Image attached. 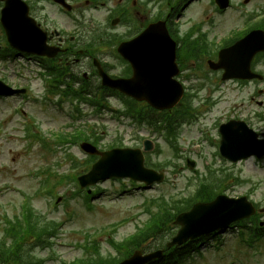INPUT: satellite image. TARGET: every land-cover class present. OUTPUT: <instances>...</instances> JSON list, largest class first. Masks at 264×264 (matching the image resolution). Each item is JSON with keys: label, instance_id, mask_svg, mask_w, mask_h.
<instances>
[{"label": "rangeland", "instance_id": "374dc122", "mask_svg": "<svg viewBox=\"0 0 264 264\" xmlns=\"http://www.w3.org/2000/svg\"><path fill=\"white\" fill-rule=\"evenodd\" d=\"M101 18L105 17L103 13L99 14ZM237 23L236 19L233 24ZM19 60H14L13 63H7L5 68L0 62V76L7 74L14 77L18 70H22L19 66ZM24 72L27 74L32 67L24 64ZM2 70H5L2 73ZM32 85L34 89L39 90V82L33 80ZM227 89V86L224 87ZM36 90L33 93H37ZM227 94L229 92L227 91ZM246 94H241L239 97H234L236 103H247ZM206 97V96H203ZM201 98L196 100V103H201ZM17 100H0V124L2 133H6L0 139V233L3 231V224L6 215L13 216L21 211L22 203L24 202L23 192L36 195L33 197V204L36 209H40L44 214L50 218H56L64 222L62 227V235L57 240L55 246L56 253L59 260L71 261L75 258L84 255L82 249L75 247L72 243L80 242L84 238L85 232L100 231L99 241L101 242L104 253H114L113 247L108 242L111 238V225L118 226L114 237L122 240L126 236L133 233L136 225H142L148 218V214L143 211V200L147 196H155L161 192L177 193L183 192L188 179L186 177H195L196 172H192L185 166V161L182 160L181 172L177 174L171 172L172 166H166L168 171V182L164 185H155L147 190L134 189L133 193L121 192L127 190L132 192L131 187L138 188L140 185L120 184L115 180L105 181L102 184L103 191L94 201L98 209L89 210L86 208L84 199L81 197H72V192L76 186L58 185L57 195H63L60 203L55 207L56 197L43 196L40 194V182L45 178L44 174L40 176L37 172L41 168L52 167V169L59 172L68 170L71 161L70 159L62 157L60 153H50L37 142H30L26 138H19L21 132H18V137L14 135V129L20 126L15 122L18 115L11 117V113L15 107ZM221 106H225L227 101L224 98ZM39 101H28L24 105V109L31 111L33 114L43 119V128H50L54 131L61 130L64 126V121H68V116L62 112H58L53 105H47ZM221 108H217L216 113L223 112ZM96 119L97 121L93 120ZM90 123H97V132L103 133L104 143L114 139L117 134L124 137L129 133L130 125L123 124L114 118L112 113L105 112L102 116H89L87 119ZM210 137L217 138L216 130L212 128L210 122L207 130ZM9 138H8V136ZM129 135V134H128ZM202 132L196 126L190 129H184L180 136V143L184 149L185 154H190L198 163V170L200 173L207 172V166L213 168H226L229 172H233L236 177L241 178L239 183L226 187L225 193L231 197H239L248 195L250 199L259 203L264 207V161L258 162L255 160H248L238 164H230L221 161L218 156H215L216 146L208 139L203 140ZM128 144V138H125ZM163 154L160 156L164 160L166 156H171L172 153L168 147L163 143ZM72 154L83 158L86 155L75 146L72 148ZM176 175V176H175ZM55 181V180H53ZM127 184V182H125ZM120 184V186H119ZM120 187V190H119ZM51 189V185L42 188V191ZM219 243L212 245L210 248L202 246L204 256L198 257L196 263L189 262L188 264H264V239L259 241L254 247H247L251 245L249 235L242 237L241 233L238 237V228L229 229L221 235ZM215 240V239H214ZM213 241V240H212ZM216 248H219L218 250ZM46 255V253L44 252ZM58 261H48L47 264H57ZM187 263V262H186Z\"/></svg>", "mask_w": 264, "mask_h": 264}, {"label": "flooded vegetation", "instance_id": "af4514ba", "mask_svg": "<svg viewBox=\"0 0 264 264\" xmlns=\"http://www.w3.org/2000/svg\"><path fill=\"white\" fill-rule=\"evenodd\" d=\"M100 4L104 9L109 10L111 7H114L119 13L129 15L130 17V24L128 26L122 25L117 29H109L99 36L97 40H94L95 43L93 44L96 53L103 61L107 62V58H112L114 62L120 63L118 66L119 71L114 74L119 77H127L128 74H130L127 66L128 62L124 60L118 51L120 43L125 39L136 36L144 27L152 22L154 18L165 19L166 22L169 23L173 16L185 14L194 7L202 6L203 13L208 15L210 8L214 11L212 14H224L228 10H232L234 5L231 3V7L222 10L218 7L216 0H118V2L114 4L112 0H108V2L102 1ZM237 6L238 7H235L234 10L243 20L240 28H237L238 24L229 25L227 30L221 33L219 39L212 37V40H209L206 38L209 36L208 34L202 33L201 30L193 29L192 33L195 36L194 44L196 45L194 47L197 48V54L199 56L201 54L204 56L207 54L214 56L215 54L214 60H217L220 49L233 45L238 39L244 37L252 30H264V0H240ZM94 7L98 8L99 5H95ZM212 14L206 17L210 19ZM36 17L39 19L38 16ZM42 24L45 28H49L47 24L43 22ZM181 48L182 46L180 45V49ZM247 53L251 57L252 70L263 75V79L257 84V92L260 93V90H262V94L264 95V52L258 51L257 47H250ZM104 66L111 72L109 66L106 64H104ZM114 68L115 67H112L113 70ZM217 72L222 73L223 70ZM230 81L239 87H246L248 84H256L254 80L248 81L235 78ZM262 127L263 130L260 131V133L264 137V126Z\"/></svg>", "mask_w": 264, "mask_h": 264}, {"label": "water", "instance_id": "95a60500", "mask_svg": "<svg viewBox=\"0 0 264 264\" xmlns=\"http://www.w3.org/2000/svg\"><path fill=\"white\" fill-rule=\"evenodd\" d=\"M11 8L6 10L7 17L9 19V22L11 20V17H13L16 14V10L12 12ZM12 12V16L10 17V13ZM172 62V60H171ZM172 73L169 72V75ZM131 161L129 159V162L131 164ZM134 168H139L140 164H133ZM127 167V165H126ZM126 170L125 168H123ZM127 172V170L125 171ZM144 171L140 172L143 173ZM99 170L98 168H95L91 176L99 178ZM122 173H120L121 175ZM247 199L244 197L240 200H238L239 204L235 202L234 200H224L223 205L217 206L213 205L212 208L208 209L206 207H202L201 205L197 206L194 210L184 213L179 216L177 222L181 223L183 225L182 229L180 230L178 236H176L169 244V246L174 245L175 243H183L189 238H193L201 233L208 232L223 226H228L230 222L247 216L251 213L252 211V206L251 204L247 203ZM247 204V205H245ZM201 212H206V217H202L199 222H200V227L197 229H190V220L198 217V215ZM160 253H152L148 256L142 257L139 252H137L132 258L124 261L121 264H143L144 262L152 259L153 257L159 256Z\"/></svg>", "mask_w": 264, "mask_h": 264}, {"label": "trees", "instance_id": "16d2710c", "mask_svg": "<svg viewBox=\"0 0 264 264\" xmlns=\"http://www.w3.org/2000/svg\"><path fill=\"white\" fill-rule=\"evenodd\" d=\"M186 208H188L190 206V201H186L185 203ZM178 212L181 211V208L177 209ZM158 214V213H157ZM32 211L27 212V222H28V228H26V230H16L14 229V232L16 234H21V239L24 237L29 236L30 234L35 232V224L31 222L32 220ZM175 217V213H173L172 209H167L164 214L162 215H157L153 220V222L146 228V230L144 232H142V235L137 234L135 237H132V241L130 242V245H134V246H138L140 247V244L142 241L147 240L148 238H150L151 234H158V233H164V228L166 227V225L170 224L173 219ZM170 227H167V231H170ZM40 236V235H39ZM193 244V243H191ZM190 244V245H191ZM20 246L19 241L15 242V246L14 249L12 250V248H9L7 250H5L4 252L0 251V263L2 262H8L11 259H14L12 256L13 254L16 252V248L15 247ZM189 245L183 246L181 248H177L175 249V251L172 252V257L174 256V260L170 261H175L176 258L181 259L183 256L190 254L193 251L192 247H188ZM130 246L124 248V250H129ZM1 249V247H0ZM16 260V259H15ZM116 261V258H112V257H108V258H99L98 260L92 261L90 264H113ZM77 264H85V263H77Z\"/></svg>", "mask_w": 264, "mask_h": 264}]
</instances>
